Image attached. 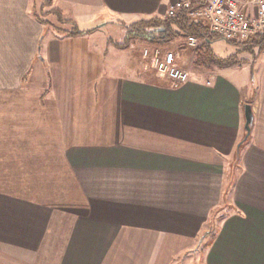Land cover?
I'll return each instance as SVG.
<instances>
[{
    "label": "crops",
    "instance_id": "crops-1",
    "mask_svg": "<svg viewBox=\"0 0 264 264\" xmlns=\"http://www.w3.org/2000/svg\"><path fill=\"white\" fill-rule=\"evenodd\" d=\"M175 1L51 0L65 35L0 0V264H175L224 206L201 263L264 264V50L195 66L174 39L175 85L144 69L161 44L101 40Z\"/></svg>",
    "mask_w": 264,
    "mask_h": 264
},
{
    "label": "built area",
    "instance_id": "built-area-1",
    "mask_svg": "<svg viewBox=\"0 0 264 264\" xmlns=\"http://www.w3.org/2000/svg\"><path fill=\"white\" fill-rule=\"evenodd\" d=\"M250 3L255 6L252 14L249 9L240 7V0H177L168 7L165 17L174 16L178 9L185 8L190 19L205 20V36L186 37L185 44L194 49L214 35L230 42H243L254 36H264V0H251ZM142 56L152 69L175 85L189 78L188 71L176 64L172 51H163L160 47L144 48Z\"/></svg>",
    "mask_w": 264,
    "mask_h": 264
},
{
    "label": "trees",
    "instance_id": "trees-1",
    "mask_svg": "<svg viewBox=\"0 0 264 264\" xmlns=\"http://www.w3.org/2000/svg\"><path fill=\"white\" fill-rule=\"evenodd\" d=\"M50 1L51 0H46L45 6H49ZM32 8L33 16L46 27L51 26V21L48 19H44L43 17L52 13L56 17V20L59 24L68 26L57 27L58 32L65 35H78L81 33L72 21L64 18L61 15V12L58 9L51 8L50 10L43 12L42 8H39L38 10H36L35 7ZM121 24L130 34V36L149 38L157 44L161 45L168 43L174 39L187 37L189 35L201 38L205 36L207 31L205 20L202 18H198L196 20L190 19L188 17V11L185 8L178 9L174 16L171 17H153L149 19H141L131 24ZM213 37L221 38L214 35L207 38L206 41H211ZM243 44L247 46L244 49L246 51L254 47L258 48V51L264 50V36L251 37L243 41ZM193 63L195 66L217 65L219 67H222L240 63V60L236 59L234 55L220 58L211 52L206 43H203L198 48H196L195 59Z\"/></svg>",
    "mask_w": 264,
    "mask_h": 264
},
{
    "label": "rangeland",
    "instance_id": "rangeland-1",
    "mask_svg": "<svg viewBox=\"0 0 264 264\" xmlns=\"http://www.w3.org/2000/svg\"><path fill=\"white\" fill-rule=\"evenodd\" d=\"M35 1V0H34ZM46 0H36V10H38L41 6V8L45 7ZM51 20L54 19V23H51V26H47L46 28L52 29V26H63V27H68L67 25H62L59 24L56 20V17L54 16L52 19V16H50ZM45 19V18H44ZM54 24V25H53ZM101 32L103 33V39L102 41L107 42L108 44H112L113 46H118L122 47L130 43L131 41L134 43L132 44L133 47H136L137 50L141 51V47L143 45L144 39L141 37H135V36H130V34L127 32V30L124 28L122 24H117V23H109L101 27ZM54 31L58 34H62L57 31V29L54 28ZM151 43H154V41L150 40ZM176 44H183L184 46L188 47L191 50V53H193V57L195 59V50L194 47L187 46L185 44L186 42V37H180L178 41H176ZM165 43L164 45H159L160 49L163 51H172L173 53L175 52L174 50L176 49L174 45ZM237 46V51L234 54L235 58L240 60V63H242V59L240 58L241 53H245L246 56L255 58L256 56L261 53V51H258V48H250L249 50H244L247 46L243 44V42H235ZM174 49V50H173ZM234 47L230 43H226L223 40L217 41L213 45V50L214 53L217 54L218 56L225 57L226 55H229L232 53ZM212 50V51H213ZM251 51V52H250ZM240 54V55H239ZM192 57V55H191ZM191 61V60H190ZM194 61V60H193ZM191 63V62H189ZM194 64V63H193ZM239 63H237L238 65ZM149 64L147 61H144V69L150 70L149 69ZM186 69V68H184ZM187 70V69H186ZM188 71V70H187ZM225 209V206L222 208V210L214 209L212 210L210 217L208 218L207 225H206V232H204L201 236L197 238L196 244L192 250L188 251L186 253V256L183 257L181 256L179 259H176L175 264H202L201 259H200V253L203 251L204 247L207 245L208 242H210V239L213 236V229L215 228L214 223L218 218L222 215L225 214L223 210ZM202 238V240L199 242V240ZM199 243V244H198ZM196 248V250H195ZM183 257V258H182Z\"/></svg>",
    "mask_w": 264,
    "mask_h": 264
},
{
    "label": "water",
    "instance_id": "water-1",
    "mask_svg": "<svg viewBox=\"0 0 264 264\" xmlns=\"http://www.w3.org/2000/svg\"><path fill=\"white\" fill-rule=\"evenodd\" d=\"M202 240V238L199 240V242ZM199 244V243H198Z\"/></svg>",
    "mask_w": 264,
    "mask_h": 264
}]
</instances>
